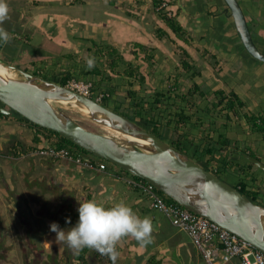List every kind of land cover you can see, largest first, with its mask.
Listing matches in <instances>:
<instances>
[{
  "label": "water",
  "instance_id": "95a60500",
  "mask_svg": "<svg viewBox=\"0 0 264 264\" xmlns=\"http://www.w3.org/2000/svg\"><path fill=\"white\" fill-rule=\"evenodd\" d=\"M224 1L231 11L246 51L252 58L264 63V53L254 41L239 1ZM179 7L184 10L181 4ZM64 30L66 31L67 27H64ZM168 32L175 38L170 30ZM0 63L23 75L20 77L17 74L9 76L0 73V103L11 110L0 107L1 113L7 116L19 114L29 122L59 134L89 154L147 181L175 203L249 241L264 253V206L243 195L218 175L204 169L201 164L174 149L144 127L93 98L57 82L20 71L4 61L0 60ZM61 104L72 110L82 111L93 123L115 135L96 133L84 128L59 106ZM5 136L0 132V138L6 140ZM240 155L264 173L262 161L245 151H241ZM33 156L25 154L8 162L12 184L16 190L14 197L9 198V194V197L5 196L8 189L6 184L0 182V212L8 210L9 216L10 212L19 213L21 225H25L38 213L33 207L22 204L25 194H34L28 188L27 182H23L25 186H21V183L15 181L17 169L22 162L30 163L33 170L29 184L40 179L42 171L37 169V164L32 160ZM65 175L67 176V173ZM66 180L68 183L63 184L61 190L66 194L72 191L77 194L79 190L72 187L75 180ZM75 200L77 201V198ZM80 200L83 198L80 197ZM47 208L51 215L47 219L48 228L53 222L56 223V218H60L63 223L59 226L66 233V220L62 218L69 216L71 212L57 210L51 205ZM1 220L5 221L3 218Z\"/></svg>",
  "mask_w": 264,
  "mask_h": 264
},
{
  "label": "crops",
  "instance_id": "0c3cea01",
  "mask_svg": "<svg viewBox=\"0 0 264 264\" xmlns=\"http://www.w3.org/2000/svg\"><path fill=\"white\" fill-rule=\"evenodd\" d=\"M155 1L158 3V0H8V3L10 4V7H12H9L10 9L18 8V13H20L21 10L23 11L26 9L24 11L25 13H22L24 15H61L64 19L63 27L68 26L69 18L71 17L75 22V32L81 34L79 37L80 39L88 40L92 43L95 42L98 45L119 48L130 61L133 59V56L131 55L133 54V51H136V48H142L141 52H145L147 48H151L154 50L157 64L152 69L149 68L148 64H143V69L150 73L148 83H150L152 89L163 88L167 85L168 81L171 78H174L177 74H180V80L183 84L189 86L190 84L187 79L189 76L182 71H177V68L179 67L178 56L176 55L174 47H172V43L167 39L159 41L155 36L159 26H162L155 11ZM238 1L246 15L253 37L254 34L259 37L258 40H260V42L257 46L264 51V0ZM36 3H38V6ZM58 3L61 5V8H71V11L64 15L54 12H40L41 10H44L43 7H51L52 4L58 6ZM168 3L174 16H177L179 23L195 40L190 53L194 60L193 65L196 70L201 73L200 79H202L204 83L205 81H208L207 76L209 74L222 76L227 70L233 71L231 72V74H233L234 70L244 67H249V69L254 72L262 71V76L254 74L256 80L258 79L256 84L261 83L262 78L264 77V63L252 58L246 51L237 31L231 11L224 0H170ZM179 4L184 7V10L179 7ZM67 15L75 16L72 17ZM62 33L63 34L60 37L56 38V44L58 45L57 50L61 52V56L67 57L68 55H73L71 52L66 51L68 49H61L68 46L69 40H72V33L68 32V30H64ZM58 42L60 44H58ZM78 48V52L74 55H77L80 58L84 55L83 51L85 50H82V47L79 46ZM64 51H66V54H63ZM161 51H163L166 56L159 58ZM205 51L211 53L207 61L202 58ZM171 53H173V55H171ZM212 57H215V61L219 65L218 71L214 70L209 64V58L211 59ZM61 59L64 60V58ZM56 60L59 61V59ZM257 62H260L262 65H259ZM134 64L136 65L137 63ZM219 90L220 89L218 88L214 91ZM143 95H145V93ZM200 99L202 98H197V103L200 107V110H198L200 112L199 116L207 118L209 117L208 113L212 110L211 104L214 103L213 98L209 97L208 99H204L202 104ZM207 124L209 126L210 120H207ZM236 126L239 125L233 126L230 130L234 131L237 129ZM210 127L220 133L216 134L218 136L226 134L223 133L225 130L224 123L219 120L218 114L216 123L211 124ZM242 128L245 129V126L243 125L241 129ZM0 131L3 135L6 133L13 135L16 134L18 128L13 125L6 127L5 122H0ZM227 134H229L228 131ZM227 134L226 136H228ZM238 134L240 135V141L247 143L244 146L249 148L254 147V145L248 144L249 141L253 142V135L248 133L247 138L242 139V132H239ZM8 139L9 137H7L6 140L0 138V151H2L0 152V182L6 180L7 184L11 185L13 178L8 168V162L11 157L8 158L9 155L8 153H5L4 149L5 143ZM197 140L202 141L200 137L194 138L193 141L196 142ZM45 145L46 144L43 142H40L37 146L36 144L29 145L32 149L29 150L31 151L29 154L34 155L32 160L37 164V169L41 171L58 164L35 151ZM75 162L76 163H71V161L63 162L62 167L60 166L61 168H59V170L62 169L59 174L63 173L65 175V172L68 169H70L71 172L76 171L80 175L81 181L86 186H84V190L87 192H85V195H88L89 192L95 193L97 191H102L101 195L103 198L101 197L99 203L106 207L125 201V204L131 207L133 212L141 218H151V216H155V222H157L158 228L162 233L166 232V235L169 234L165 229L166 225H169L171 227L170 235H172V237L184 239L183 242L177 240V246L182 253L185 250L187 251L188 255H182L186 264H206L199 253L195 250L189 237L174 227L171 221L163 214L160 213L161 217H157L155 214L159 212L151 210L149 200L139 191L127 185L125 177L120 176L118 170H114L108 165L107 170L100 171L97 166L96 168H90L82 162ZM77 166H80L83 170ZM17 171L16 178L18 180L23 177L32 178L33 170L31 164L28 162H22ZM12 194L13 193L10 192L9 196L13 197L14 195ZM34 197V194H25V199L30 203H32ZM30 206L34 207L31 204ZM35 211H38V213L30 220L33 222L37 221L39 224L41 220V209H36ZM190 246L195 251V258L188 253ZM155 248L159 249L161 246L156 244ZM231 264H238V262L234 260Z\"/></svg>",
  "mask_w": 264,
  "mask_h": 264
},
{
  "label": "trees",
  "instance_id": "16d2710c",
  "mask_svg": "<svg viewBox=\"0 0 264 264\" xmlns=\"http://www.w3.org/2000/svg\"><path fill=\"white\" fill-rule=\"evenodd\" d=\"M162 2L163 0H158L157 4V1H155V6ZM36 4L38 6V3ZM157 16L162 26H159L155 33L156 38L159 41L167 39L172 43V47H174L176 55L178 56L179 67L177 71H182L188 75L193 82L192 84L189 86L182 84L180 74H177L174 78H171L163 88L152 89V86L148 83L150 73L143 69V64H148L150 69L156 66L157 59L153 49L147 48L145 52H141L142 48L138 46L140 49L136 48V51H133L131 55L133 59L130 61L119 48L98 45L95 42L92 43V49L88 50V53H85L80 58L77 55H68L67 57L61 56L71 62L79 63L77 65L81 66V68L79 71H74L75 67L71 69L68 68L57 83L66 86L68 81L73 78L79 79L80 77L85 80V77L95 78L93 79L94 93L101 92L110 95V97L104 98L102 102L104 106L136 122L158 138L165 136L170 140L171 143L169 144L174 149L187 155L195 162L202 164L204 169L218 176H220V174L233 176L237 179L238 183L236 189L251 200H257L258 197L264 193V188L258 186L257 177L251 174V169L254 168L255 165L253 163H240V161H238V156H241V151H245L258 158L260 161H263L264 154L253 152L252 148L246 146L242 149L237 141L226 136L227 133L225 135H216L219 132L213 130L210 125L216 123L218 114L219 120L224 123L225 130L229 131L233 126L243 124L245 129H241L240 132H242V134L244 133L246 136L248 133L253 136L259 135L264 139V111L260 113L252 112L248 104L233 90L223 89L212 92L209 89L199 87L195 80L201 77V73L194 67V60L190 53L195 40L179 23L177 16L171 18L162 14H157ZM24 21V23H27L28 19ZM168 30L173 33L175 38L172 37ZM3 47L4 43L0 42V52ZM19 51V49L14 50L11 54L13 57L12 60L10 58L4 62L8 65L11 64L12 61L16 59ZM210 55V52L205 51L202 58L207 61ZM56 57H53V59ZM89 58H94L95 62L94 67L91 69L87 66V60ZM44 59L45 58H40L34 61V66L43 64L45 61ZM211 59H213L214 63L209 62V64L214 70L218 71L219 65L215 61V57ZM134 63L137 64L135 65ZM123 65L126 66L124 70L121 69ZM38 70L39 73H36V75L46 80L54 81L55 77L43 75L46 69L41 67ZM116 79H122V85H117ZM121 86H123L124 93L119 94L118 90ZM143 92L145 95H143ZM198 97L202 99H208L209 97L213 98L214 103L211 104L212 110L208 113L209 117L207 118L199 116L200 112L198 110H200V107L197 103ZM3 107L11 111L8 107L4 105ZM16 115L21 119V122L44 133V142H47L50 146L55 148L69 150L74 159L83 162L84 159L90 155L88 152L79 148L71 141L61 137L59 134L39 127L19 114ZM231 115H233V117H231ZM11 119L10 116L0 112V122ZM207 120H210L209 126L206 122ZM80 123L84 128L90 130V126L82 122ZM194 132H196V134L198 133L196 137H200L203 141L202 143L195 144V141H193L194 138H196ZM192 136L194 138H192ZM37 139L39 142H43V139L41 140L39 137ZM91 156L94 157V162L97 164L107 163L109 166L113 165L93 155ZM117 168L120 176H133L121 168ZM159 195L168 204H175L171 198L165 196L160 191ZM180 241L183 242L184 239L180 238ZM199 255L201 256L200 253Z\"/></svg>",
  "mask_w": 264,
  "mask_h": 264
},
{
  "label": "flooded vegetation",
  "instance_id": "af4514ba",
  "mask_svg": "<svg viewBox=\"0 0 264 264\" xmlns=\"http://www.w3.org/2000/svg\"><path fill=\"white\" fill-rule=\"evenodd\" d=\"M6 2L9 6L8 0H6ZM15 25L16 29L21 27L20 29H23L24 31H27L31 34L35 32L34 27L35 29L40 30L44 37H47V39L49 40L45 42V45H49L46 46V48L42 46L39 50L46 52H50L51 50L57 51L56 38L60 37L63 34L62 32H64V19L58 15H32L31 20H29L28 23L19 25V23L16 22ZM259 49L263 52L261 48ZM34 61V56L26 54L24 55V53L19 51L16 59L13 60L9 65H12L18 70L32 75H36V73H39L38 69L42 67L46 69L43 75L53 77L52 66H42V64L34 66ZM17 73L20 77H23L22 74H20L19 72ZM55 80L56 79H54V82ZM0 107H3V105L0 104ZM10 118L12 119L2 122H5L6 127L13 125L17 126L18 128L16 134H5L7 137H9V139L5 143V153H8V158L11 157L10 160H12V158L16 159L22 157L25 154L31 153V151L29 150L32 149L29 147V145L36 144L37 146L38 144H40L37 138L39 137L42 140L44 133L40 132L39 130L33 129L26 123H20L21 119L19 120L16 114L14 116H10ZM16 120H18V122ZM239 127H243V124H240ZM242 137V139L247 138L246 134L244 133ZM43 143L48 144L47 142H44V139ZM35 151L38 150L36 149ZM50 160L53 162L55 161L58 164H55L56 167L54 166L51 168H47L48 171H45V169H43L38 181L29 184V177H23L19 180L17 178L15 179V181L21 183V186H25L23 182H27L28 188L36 195L33 198L32 203L24 199V202L22 204L24 206L25 204L28 206H30L31 204L35 209L40 206L39 209H41V220L39 224L37 221L35 222L37 224L36 227L38 230L37 235L39 241H34L35 239H32V235L35 234L32 233L33 221L29 220L25 225H18L16 224L14 217L20 220V214L13 213V220H10L11 225L8 224L6 220L4 222H0V262L3 259H7V256L10 254V252L17 248L21 252L23 257L22 264H112V261L108 256L101 255L95 249L84 248L77 253L74 249H71L68 246L66 241L59 240L58 242L60 243V245L59 243L52 244L51 239L55 236V233L50 231V228H48V223L45 222V220L47 221L48 217L51 216L47 207H50L51 205L57 210H68V212L70 211L71 214L69 216H64L65 218L62 219L66 220V225L72 227L78 221L77 209L79 207V204L77 202L95 200L99 203L101 197L103 198V196L101 195L102 191H97L95 193L89 192L88 195H85L86 190H84V188L86 186L81 181V177L76 171L70 172V169H68L65 172V174L67 173V176L63 173L59 174L62 171V169L59 170V168L63 162L71 161V163H76L75 160ZM262 162L264 163V160ZM94 164L96 165L97 163L94 162ZM77 167L82 169L80 166ZM255 167L257 166L255 165ZM251 170V174L257 177L258 186L264 188V175H260L256 168H252ZM61 175L63 178L61 177ZM227 176L228 175L226 174H220L219 177L223 181H225L224 177ZM66 179L75 180V183L72 184V187L74 189H78L80 192L78 191V193L76 194L74 191H72L66 194L65 191H62L61 186L65 183H68ZM1 183L6 184V187L8 189V193L5 196L9 197L8 194L10 195V192L13 193L12 195H16L15 186H13V184L8 185L6 180L1 181ZM237 184L238 183L236 182L231 186L236 188ZM80 197L83 198V200H80ZM75 198H77V201L75 200ZM254 201L257 202V200ZM155 219V216H153V232L151 233V242L144 247H141L140 242H138L131 236H125L121 238V240L116 245V250L119 253L116 264H186L182 255H186L187 251L184 249L185 251L182 253L177 246V240L179 241L180 238L172 237V235H170L171 227L169 225H166L165 228L169 234L166 235V232L162 233V231H160V229L158 228V224L157 222H155ZM55 220L57 224L63 223L60 218H56ZM156 244H159L161 248L156 249ZM190 249L188 253L195 258V251L191 246ZM47 251L52 252L47 253ZM50 254H53L54 256L52 257Z\"/></svg>",
  "mask_w": 264,
  "mask_h": 264
},
{
  "label": "rangeland",
  "instance_id": "374dc122",
  "mask_svg": "<svg viewBox=\"0 0 264 264\" xmlns=\"http://www.w3.org/2000/svg\"><path fill=\"white\" fill-rule=\"evenodd\" d=\"M54 3H56V2H54ZM60 6L61 5L59 3H58V6H56V4H52L51 7H48V6L43 7L44 10H41L40 12L41 13H43V12H52L53 13L54 12V13H59V14L64 15V14L71 11V8L63 9ZM9 7H10V4H9ZM10 8H12V7H10ZM10 8H9V13H8V18L2 24H0V27H3L9 33V39L7 42H3L4 47L0 52V60L1 61L9 60L10 58L12 60V58H13L11 55L12 52H14V50H18V49L22 53H24V55L26 54V55L34 56L35 61L40 59V58H45L44 59L45 61L42 64V66H48V67L52 66L53 67L52 71H54V72H52V74H53V77H55V79H56L55 82H57L58 80H60L63 77L64 73L66 72V70L68 68L71 69L72 67H75L74 71L80 70L81 66L77 65L79 63L68 61V60H66V58H64V60H62L61 59L62 58L61 52L58 50L57 51L51 50L50 52L39 50L42 46L46 48V46L49 45V44L45 45V42L49 41L47 39V37H44L42 32L40 30L35 29V27H34L35 32L33 34H31L27 31H24L23 29H20L21 27L16 29V25H15L16 22L19 23V25L23 24L25 22L24 21L25 19H28V21H27V23H28L29 20H31L32 15L22 14L26 9L23 11L21 10L20 13H18V11H19L18 8L17 9H10ZM28 16H30V17H28ZM58 16H61V15H58ZM67 16L74 17L75 15H67ZM74 25H75V22L73 21V18L70 17L69 23L67 26V30H68V32L72 33L71 34L72 40H69V44L66 48H61V49H63V50L68 49L66 51L71 52V54L74 55V54H76V52H78V49H79L78 46H79V47H82V50H85V51H83V54L88 53V50L92 49L93 44L91 41L80 39L79 37L81 34L76 33L75 29H72V27L74 28ZM258 39H259V37H257L254 34V40H255V43L257 45H259V42H260V40H258ZM58 44H60V43L58 42ZM56 46L58 48L57 44H56ZM66 51H64L63 54H66ZM56 53H60V54H56ZM263 53H264V51H263ZM171 55H173V53H171ZM56 56H59V57H56ZM164 56H166V54L163 51H161L159 58L164 57ZM53 57H56V58L53 59ZM48 58H50L51 60ZM56 59H59V61H57ZM209 62L214 63L213 59H210ZM257 63H259V65H262L260 62H257ZM263 67H264V64H263ZM124 68H126L125 65H123L121 67L122 70H124ZM231 72H233V71L227 70L225 72V74L222 76L209 74L207 76L208 81H205V83H204V81H202V79H200V77H198V78H196L195 82L199 85V87H201L203 89H205V88L209 89L212 92L214 90H217L218 88L220 90L223 88L230 90V91L235 90L236 93L240 96V98L248 104L249 109L252 112H254V113L263 112L264 111V77L262 78V81L260 84H256L258 79L256 80V78L254 77V74H258L259 76H262L263 75L262 71L254 72V71H251L249 69V67H246V68L244 67V68H238L237 70H234L233 74H231ZM16 74L18 75V73H16ZM85 78L87 81H93V79H95V78H90V77H85ZM79 79L83 80V78H80V77H79ZM187 79L189 81V84L193 83L191 81L190 77H187ZM122 81H123L122 79H116L117 85H122L121 84ZM181 83L183 84L182 81H181ZM122 87L123 86H121L120 89L118 90L119 94L124 93V90ZM200 101L202 104L204 102V99H200ZM59 106L62 109L66 110L67 112H70L71 116L72 115L75 116L74 118L77 121L82 122V123L90 126L91 131L96 132V133H101V134H107L108 133L107 130L105 131L104 128L93 123L84 113L79 112L78 110L76 111V110H72L70 108H67L65 105H59ZM112 107H113V105H112ZM231 117H233V115H231ZM16 121L18 122V120H16ZM20 123H23V122L20 121ZM236 128L237 129H235L234 131L229 130L228 131L229 134H227V135L229 136L230 139L237 141L239 143V146H241V148L243 149V148H245L244 145H246L247 143L240 142L238 133L240 132L241 128L239 126H236ZM226 131L224 130L223 133H227ZM194 133H195V137H196L198 135V133L197 134H196V132H194ZM253 137H254L253 142L249 141V143H248L249 145L250 144L254 145V147L252 148V151L256 152L258 154L259 153L264 154V139L259 135H254ZM192 138H194V137L192 136ZM160 139H162L163 141H165L168 144L171 143L170 140L168 138H166L165 136H163ZM200 143H202V141H200V140H197L195 142V144H200ZM46 146H50V145L46 144ZM90 156L91 155H88V157H90ZM238 159H239L238 161H240V163H242V164H249L250 163L247 159H245L242 156H239ZM110 167L114 170H118V168L116 166L112 165ZM254 168H256V170L259 172L260 175L261 174L264 175V173H262L260 171V169H258V167H254ZM224 180H225V182H227L230 185H233V183L237 182L236 178H234L233 176H229V175L227 177H224ZM257 202L259 204H261L262 206H264V193H262L258 197ZM8 213H9L8 210H2L0 212V214H1L0 215V222H2L1 219L3 218L4 220H6V222L8 224L11 225L10 220H13L12 216H14V215L12 212H10V216H9ZM155 215L157 217H161L160 213H156ZM152 217L153 216H151V218ZM14 220H15L16 224L20 225V222L17 218L14 217ZM45 222H47V221L45 220ZM32 225H33L32 233H35L32 235V239H35L34 241H39L38 235H37L38 230L36 227L37 224L35 222H33ZM7 227H10V226H7ZM64 227L66 228V233H67V231L69 230V227H68V225H64ZM51 241H52V244H58L59 243L58 242L59 239H56V236L52 237ZM59 245H60V243H59ZM51 252L52 251H47V253H51ZM50 255L52 257L54 256L53 254H50ZM7 257H8L7 259H3L0 263L1 264H22V262H23L22 254L17 248H15L13 251H11ZM226 264H231V262L226 263Z\"/></svg>",
  "mask_w": 264,
  "mask_h": 264
},
{
  "label": "built area",
  "instance_id": "2783aa9c",
  "mask_svg": "<svg viewBox=\"0 0 264 264\" xmlns=\"http://www.w3.org/2000/svg\"><path fill=\"white\" fill-rule=\"evenodd\" d=\"M158 15H166L171 18L174 13L169 3L163 1L155 9ZM69 89L82 93L102 103L104 98L110 97L107 93H94L93 81L73 78L67 85ZM46 158L53 160H76L67 149H59L52 146H44L37 151ZM94 157H87L82 163L90 168L100 171L107 170V163L94 164ZM125 182L130 187L144 195L150 204V208L163 214L172 225L181 232L187 234L196 250L201 254L206 264H226L236 260L238 264H264V253L258 250L252 243L230 233L216 223L202 218L179 204H168L159 195V191L147 181L133 176L125 177Z\"/></svg>",
  "mask_w": 264,
  "mask_h": 264
},
{
  "label": "clouds",
  "instance_id": "9594fccd",
  "mask_svg": "<svg viewBox=\"0 0 264 264\" xmlns=\"http://www.w3.org/2000/svg\"><path fill=\"white\" fill-rule=\"evenodd\" d=\"M8 13L9 6L6 0H0V24L8 18ZM8 39L9 33L0 27V42H7ZM94 63V58H89L88 68L94 67ZM78 203V221L67 233L59 224L55 222L50 224V231L56 234V239L66 241L77 253L84 248L95 249L101 255L108 256L112 264H116L119 256L116 245L121 238L131 236L140 242L141 247L151 242L153 232L151 218L136 215L123 201L110 207L95 200Z\"/></svg>",
  "mask_w": 264,
  "mask_h": 264
},
{
  "label": "bare ground",
  "instance_id": "6f19581e",
  "mask_svg": "<svg viewBox=\"0 0 264 264\" xmlns=\"http://www.w3.org/2000/svg\"><path fill=\"white\" fill-rule=\"evenodd\" d=\"M0 73L1 74H7V75H9V76H17L16 75V73L14 72V71H12L11 69H9L8 67H6V66H4V65H2L1 63H0ZM61 105H64V104H61ZM77 111V110H76ZM80 112V111H79ZM82 112V111H81ZM105 129V128H104ZM107 129H105V131H106ZM107 134H109V135H115L113 132H110V131H108L107 130Z\"/></svg>",
  "mask_w": 264,
  "mask_h": 264
}]
</instances>
